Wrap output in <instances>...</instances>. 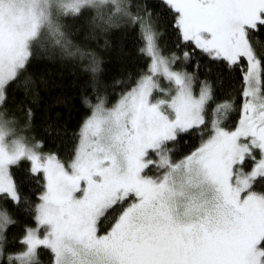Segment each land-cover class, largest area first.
Segmentation results:
<instances>
[{"label":"snow or ice","instance_id":"obj_1","mask_svg":"<svg viewBox=\"0 0 264 264\" xmlns=\"http://www.w3.org/2000/svg\"><path fill=\"white\" fill-rule=\"evenodd\" d=\"M0 264H264V0H0Z\"/></svg>","mask_w":264,"mask_h":264},{"label":"trees","instance_id":"obj_2","mask_svg":"<svg viewBox=\"0 0 264 264\" xmlns=\"http://www.w3.org/2000/svg\"><path fill=\"white\" fill-rule=\"evenodd\" d=\"M112 41V47L106 53L109 59V66L113 70H117L120 66L119 53L123 50V53L128 57L135 55L136 49L134 46L133 36L131 34L123 33V30H116L110 37ZM62 79V87L54 88L50 92H45L42 94L43 103L51 104L54 97L59 95L61 92L70 97L73 107V116L75 117L77 111L80 109L79 103V85L74 83L76 79L71 71L66 70ZM42 107V105H41ZM54 112H61L64 115H68V107L61 104L56 105L52 109ZM41 119V113L37 111V120Z\"/></svg>","mask_w":264,"mask_h":264}]
</instances>
